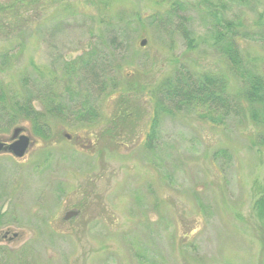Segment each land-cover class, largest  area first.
<instances>
[{"label": "rangeland", "instance_id": "obj_1", "mask_svg": "<svg viewBox=\"0 0 264 264\" xmlns=\"http://www.w3.org/2000/svg\"><path fill=\"white\" fill-rule=\"evenodd\" d=\"M203 2L184 0L196 39L186 49L171 28L162 35L149 26L106 44L108 23L161 12L157 0H0V50L16 53L5 83L18 89L23 75L36 74L33 63L48 75L92 47L117 67L115 88L89 96L95 123L52 119L51 139L42 140L23 121L24 156L0 152V264H264V219L255 211L264 147L239 80L212 46V26L225 31L224 21L240 15L242 63L264 75V0H236L234 13L227 0L219 24ZM176 68L221 75L239 104L221 120L161 112L146 148L150 91ZM121 98L126 118L117 116ZM69 211L77 214L65 220Z\"/></svg>", "mask_w": 264, "mask_h": 264}, {"label": "trees", "instance_id": "obj_2", "mask_svg": "<svg viewBox=\"0 0 264 264\" xmlns=\"http://www.w3.org/2000/svg\"><path fill=\"white\" fill-rule=\"evenodd\" d=\"M203 1L209 5L205 7L206 12L219 24L221 21L219 8L227 7V0ZM229 1L231 2L227 8L234 13L239 5L236 0ZM157 4L166 6L161 12L154 11L147 15L137 12L127 16L121 14L114 22L108 23L106 36L109 42L106 44H113L117 38L126 40L129 33L149 26L151 30H156L162 35L171 28L184 39L186 49L194 48L196 39L189 25L190 17L185 13L184 0H157ZM224 26L225 31L212 26L215 30L212 46L222 50L231 73L239 80L238 95L259 127L257 137L264 147V75L254 67H244L242 63L237 37L239 30L244 27L240 15L235 13V20L224 21ZM262 32L264 34V27ZM106 48L110 50L109 53L114 50L109 46ZM15 58V52L0 50V137L8 134L13 127L23 121H27L31 132L42 140L51 139L52 119L65 121L70 115L77 123H95L98 116L95 104L89 96L93 92L102 94L109 85L112 89L115 88L116 79L114 73L110 72L112 70L115 72L117 67L105 63L108 55H104L95 47L84 55L65 61L58 69H51L48 75L43 74L41 68L33 63L32 69L36 74L30 78L23 75L18 89L3 81L4 71L12 66ZM152 88L149 96L154 108L145 143L149 149L156 138L161 112L169 113L172 109L177 112L197 111L201 116L221 120L239 104L233 101L225 78L213 72L197 73L189 69L176 68L171 76L156 83ZM71 101L76 105L70 106ZM124 102L123 98L119 99L118 106L122 107L117 116L121 114L126 118ZM255 211L264 219V187L255 200Z\"/></svg>", "mask_w": 264, "mask_h": 264}, {"label": "water", "instance_id": "obj_3", "mask_svg": "<svg viewBox=\"0 0 264 264\" xmlns=\"http://www.w3.org/2000/svg\"><path fill=\"white\" fill-rule=\"evenodd\" d=\"M145 40L140 41V45L145 44ZM25 128L23 126L17 125L13 127L10 131L9 138L3 139L0 137V152L8 151L16 158H21L24 156L29 145L31 144L30 137L25 133ZM76 211H69L64 215V219L67 220L73 216H76Z\"/></svg>", "mask_w": 264, "mask_h": 264}]
</instances>
